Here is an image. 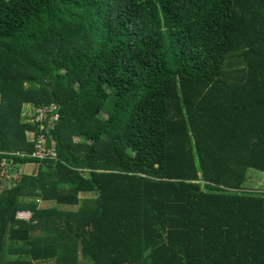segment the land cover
Masks as SVG:
<instances>
[{
    "label": "trees",
    "instance_id": "obj_1",
    "mask_svg": "<svg viewBox=\"0 0 264 264\" xmlns=\"http://www.w3.org/2000/svg\"><path fill=\"white\" fill-rule=\"evenodd\" d=\"M3 158L0 264H264V0H0Z\"/></svg>",
    "mask_w": 264,
    "mask_h": 264
},
{
    "label": "rangeland",
    "instance_id": "obj_2",
    "mask_svg": "<svg viewBox=\"0 0 264 264\" xmlns=\"http://www.w3.org/2000/svg\"><path fill=\"white\" fill-rule=\"evenodd\" d=\"M25 111L27 110L26 106L23 108ZM29 113V112H28ZM22 115H25L22 117V121L28 122L29 124L32 123V120L30 119L31 115L26 114L24 111L21 112ZM25 138L29 139L32 138V130L29 128H26L24 130ZM74 140L78 139V136H73ZM0 190L1 188H6L9 183V177H18L21 174H28V175H34L37 170V166H39V162H26V163H15V162H9L6 161L4 158L0 162ZM10 170V171H9ZM249 181L247 184L249 186H252L254 188H258L261 186H264V172H259L257 170L252 169L248 173ZM82 194H80L81 196ZM33 202L35 203V206L37 208H44L48 207L49 205L43 201L40 202L37 199H34ZM76 205H70V204H64V203H56L55 210L67 213L68 211H73L76 209ZM61 214V213H60ZM30 211L25 212H17L16 217L21 218L24 221H27L31 217ZM63 216V214H61ZM78 260L81 262L82 260L78 258Z\"/></svg>",
    "mask_w": 264,
    "mask_h": 264
},
{
    "label": "built area",
    "instance_id": "obj_3",
    "mask_svg": "<svg viewBox=\"0 0 264 264\" xmlns=\"http://www.w3.org/2000/svg\"><path fill=\"white\" fill-rule=\"evenodd\" d=\"M37 114L30 117L32 120L31 124H37L39 131L35 132L32 130V138L27 139L32 141V149L29 152L31 156L37 159H44L47 157H56L57 155V145L56 140L50 134V131L55 128L59 120V114L56 109V104L51 103L48 106H44L36 110Z\"/></svg>",
    "mask_w": 264,
    "mask_h": 264
},
{
    "label": "crops",
    "instance_id": "obj_4",
    "mask_svg": "<svg viewBox=\"0 0 264 264\" xmlns=\"http://www.w3.org/2000/svg\"><path fill=\"white\" fill-rule=\"evenodd\" d=\"M37 200H39V199H37ZM40 202H43L42 200H39ZM25 211H28V210H18V211H16V213L17 212H25ZM16 217V216H15ZM17 219H20V218H18V217H16ZM20 220H22V219H20Z\"/></svg>",
    "mask_w": 264,
    "mask_h": 264
},
{
    "label": "clouds",
    "instance_id": "obj_5",
    "mask_svg": "<svg viewBox=\"0 0 264 264\" xmlns=\"http://www.w3.org/2000/svg\"><path fill=\"white\" fill-rule=\"evenodd\" d=\"M15 216H16V214H15ZM21 219V218H20Z\"/></svg>",
    "mask_w": 264,
    "mask_h": 264
}]
</instances>
